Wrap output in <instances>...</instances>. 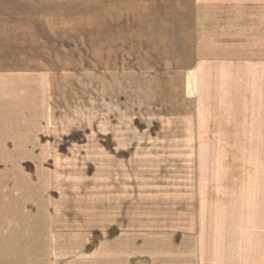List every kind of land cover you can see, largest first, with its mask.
<instances>
[{
  "label": "crops",
  "instance_id": "crops-1",
  "mask_svg": "<svg viewBox=\"0 0 264 264\" xmlns=\"http://www.w3.org/2000/svg\"><path fill=\"white\" fill-rule=\"evenodd\" d=\"M17 81L31 85L33 99L45 87L64 93V107L78 103L82 117L95 116V129L80 133L113 139L114 129L99 126L109 118L136 125L137 117L182 115L190 100L195 115L264 134V0H0V133L9 101L16 117L39 108L18 104L24 96L9 92ZM49 103L52 116L55 98ZM131 200L86 228L0 238V264L204 263L198 236L137 233Z\"/></svg>",
  "mask_w": 264,
  "mask_h": 264
},
{
  "label": "rangeland",
  "instance_id": "rangeland-1",
  "mask_svg": "<svg viewBox=\"0 0 264 264\" xmlns=\"http://www.w3.org/2000/svg\"><path fill=\"white\" fill-rule=\"evenodd\" d=\"M15 82L9 92L24 96L18 104L39 108L16 117L17 102L8 104L13 116L0 133V238H43L102 223L104 215H119V200L128 197L137 233L198 236L207 250L202 264H264V147H256L264 134L255 125L195 115L189 100L182 115L137 117L136 125L109 118L99 126L115 130L111 139L80 133L94 130L96 117H82L78 103L64 107V93L42 87L36 102L31 85ZM49 98L52 116L44 113Z\"/></svg>",
  "mask_w": 264,
  "mask_h": 264
}]
</instances>
